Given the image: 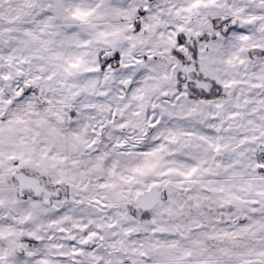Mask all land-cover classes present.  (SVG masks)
Segmentation results:
<instances>
[{
    "label": "clouds",
    "instance_id": "clouds-1",
    "mask_svg": "<svg viewBox=\"0 0 264 264\" xmlns=\"http://www.w3.org/2000/svg\"><path fill=\"white\" fill-rule=\"evenodd\" d=\"M0 264H264V0H0Z\"/></svg>",
    "mask_w": 264,
    "mask_h": 264
}]
</instances>
